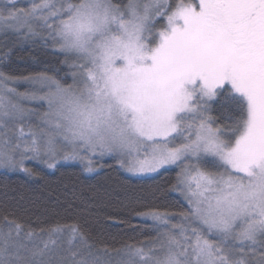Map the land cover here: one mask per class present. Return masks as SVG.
Instances as JSON below:
<instances>
[{
	"label": "snow or ice",
	"instance_id": "1",
	"mask_svg": "<svg viewBox=\"0 0 264 264\" xmlns=\"http://www.w3.org/2000/svg\"><path fill=\"white\" fill-rule=\"evenodd\" d=\"M37 26L73 59V82L39 74L42 95L17 93L0 73V168L31 174L23 161L42 152L52 168L70 145L61 158L92 172V155L119 152L134 175L178 167L172 190L187 206L137 213L155 235L99 251L75 222L24 232L5 217L0 264H264V0H33L0 11V29L22 39L42 35Z\"/></svg>",
	"mask_w": 264,
	"mask_h": 264
},
{
	"label": "trees",
	"instance_id": "2",
	"mask_svg": "<svg viewBox=\"0 0 264 264\" xmlns=\"http://www.w3.org/2000/svg\"><path fill=\"white\" fill-rule=\"evenodd\" d=\"M2 1L0 11L11 3L16 8L26 7L25 0ZM114 2L124 5L128 0ZM43 37L46 35L22 39L13 30L0 29V73L14 78L10 81L33 80L46 74L69 84L73 59L56 51L52 42ZM211 103L213 115L220 116L221 104ZM24 166L31 174L0 171V229L6 230L5 217L21 224L24 232L57 222H75L94 250L105 246L117 249L155 235L154 222L137 213L149 209L175 213L187 206L180 191L172 190L177 167L149 177H132L112 156L93 160L96 171L92 173L75 163L57 164L52 170L37 162Z\"/></svg>",
	"mask_w": 264,
	"mask_h": 264
},
{
	"label": "rangeland",
	"instance_id": "3",
	"mask_svg": "<svg viewBox=\"0 0 264 264\" xmlns=\"http://www.w3.org/2000/svg\"><path fill=\"white\" fill-rule=\"evenodd\" d=\"M25 1H26V4H25L26 7H29L31 5V3L33 2V0H25ZM2 2L3 1L0 0V3H2ZM26 7H24V8H26ZM37 24H39V22H37ZM10 30H12V29H10ZM37 31L41 32L44 35L47 34V30L42 29L39 26H37ZM72 82H73V76L71 75V79H70V83L69 84H71ZM8 86L11 87V88H15L17 93H27V94L36 93L37 95H42L43 94V92L41 91V85L39 83L34 82V79L33 80H20V81H18V80L15 81L14 80V81H9L8 82ZM44 91H47V89H44ZM13 100H20V102L23 104V106L25 108L33 109V110H35V111H37V112H39L41 114L47 110V105L44 104L43 102H40V101H35V100H31V99H20L19 97H15V96H13ZM39 123H40V120L37 117H35V116H33L30 119L26 120L23 123V127H24V130H25V133L27 134L28 129H29V125H31L33 128H35V126L37 124H39ZM20 126H21L20 124H14V125H11V128L13 130H15V129H18ZM16 134L17 133H15L14 131H9V135L14 137V142H15V135ZM25 138L30 139V137H27V136ZM71 150L72 149H71L70 145H65L64 146V150L57 153L55 165L61 164V163H75V164H78L79 166H81L84 169L85 168V163H82L78 159L77 160H64V159L61 158L65 154V152H70ZM25 155L28 156V157H32L33 154L32 153H26ZM105 156L114 157L117 160V163H118L119 167L125 173H127L128 175H130L132 177H149V176L155 175L156 173H158L159 171H161L163 169L176 167L175 165H170V166H166V167L160 169L156 173H148V174H143V175H134V174L126 171L125 168L121 167V160L127 161L128 157L126 155L122 156L119 152L105 153L104 155H100L99 153H97L95 155H92L91 159L92 160H97V159H101V158H103ZM48 159H49V157L45 156L43 154V152H42L41 153V158H38V159L37 158H28V159H25L23 161V163L25 165L27 162H37V163H41L47 169L52 170L53 167L49 168L47 163L44 162L45 160H48ZM13 170H20V169L19 168H17V169L0 168V171H13ZM95 171L96 170H94L92 172H95ZM179 171H180V169H179ZM92 172H88V173H92ZM112 256H113L114 259L116 258L115 255H112Z\"/></svg>",
	"mask_w": 264,
	"mask_h": 264
}]
</instances>
